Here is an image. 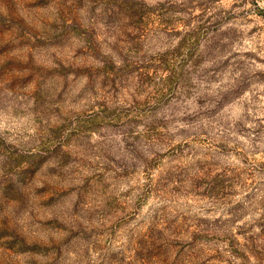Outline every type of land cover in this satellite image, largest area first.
<instances>
[{"label": "rangeland", "instance_id": "1", "mask_svg": "<svg viewBox=\"0 0 264 264\" xmlns=\"http://www.w3.org/2000/svg\"><path fill=\"white\" fill-rule=\"evenodd\" d=\"M0 217V264H264V0H0Z\"/></svg>", "mask_w": 264, "mask_h": 264}, {"label": "clouds", "instance_id": "2", "mask_svg": "<svg viewBox=\"0 0 264 264\" xmlns=\"http://www.w3.org/2000/svg\"><path fill=\"white\" fill-rule=\"evenodd\" d=\"M4 215L7 216V217H9L10 220H14L15 223H17L18 216H17L15 210H13V209H9V208H8L7 211L4 213ZM2 218H3V217H0V220H2ZM29 243H31V241H29ZM51 243H52V245H53V247H54V245H55V241H52ZM53 247H52V248H53ZM44 251L47 252V251H49V249H48V248H45ZM52 252H53V256H54V253H55V252H54V251H52ZM54 261H55V260H54Z\"/></svg>", "mask_w": 264, "mask_h": 264}]
</instances>
